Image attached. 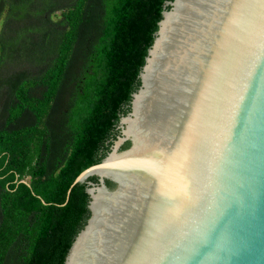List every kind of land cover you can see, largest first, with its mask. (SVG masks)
Here are the masks:
<instances>
[{"label": "water", "instance_id": "1", "mask_svg": "<svg viewBox=\"0 0 264 264\" xmlns=\"http://www.w3.org/2000/svg\"><path fill=\"white\" fill-rule=\"evenodd\" d=\"M167 6L65 264H264V0Z\"/></svg>", "mask_w": 264, "mask_h": 264}, {"label": "trees", "instance_id": "2", "mask_svg": "<svg viewBox=\"0 0 264 264\" xmlns=\"http://www.w3.org/2000/svg\"><path fill=\"white\" fill-rule=\"evenodd\" d=\"M169 1L0 0V264H65Z\"/></svg>", "mask_w": 264, "mask_h": 264}]
</instances>
